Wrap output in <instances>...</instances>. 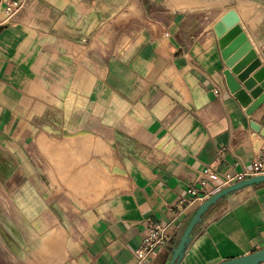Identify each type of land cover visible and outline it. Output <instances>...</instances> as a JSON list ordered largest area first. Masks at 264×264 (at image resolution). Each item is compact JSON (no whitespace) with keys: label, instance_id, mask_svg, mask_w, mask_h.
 Segmentation results:
<instances>
[{"label":"crops","instance_id":"crops-1","mask_svg":"<svg viewBox=\"0 0 264 264\" xmlns=\"http://www.w3.org/2000/svg\"><path fill=\"white\" fill-rule=\"evenodd\" d=\"M13 1L21 8L9 24L0 12V264H44L54 227L65 231L60 264H138L150 222L172 234L150 264H169L198 208L228 188L204 170L239 174L264 156L251 127L264 131V103L250 116L230 93L213 29L235 10L264 66V0ZM102 145L114 158L111 194L83 210L55 198L102 181L76 159L102 164ZM51 157L67 158L64 185ZM261 249L264 183L212 205L179 264Z\"/></svg>","mask_w":264,"mask_h":264},{"label":"water","instance_id":"water-1","mask_svg":"<svg viewBox=\"0 0 264 264\" xmlns=\"http://www.w3.org/2000/svg\"><path fill=\"white\" fill-rule=\"evenodd\" d=\"M240 21L237 12L230 10L214 25L213 29L218 38L221 55L227 67V70L223 74L226 86L239 104L247 109V114L252 116L264 103V66L250 43L247 34L241 27ZM257 69H259L258 72L252 78H249L251 73ZM257 83H259V86H257ZM253 99H256L255 102H253ZM251 127L255 131L261 132L264 136V131L261 130L260 126L252 123ZM261 183H264V176L251 178L226 188L204 202L188 223L178 246L173 249V256L169 264H179L182 260L194 228L212 205L229 193ZM263 263L264 249H261L246 256L230 259L218 264Z\"/></svg>","mask_w":264,"mask_h":264},{"label":"built area","instance_id":"built-area-1","mask_svg":"<svg viewBox=\"0 0 264 264\" xmlns=\"http://www.w3.org/2000/svg\"><path fill=\"white\" fill-rule=\"evenodd\" d=\"M21 4L13 0H2L0 3V12L4 24H9L11 19L20 10ZM215 94H220L218 90ZM204 176L209 180H220L225 187H231L238 183L244 182L248 179L264 176V156L260 155L253 160V165L250 170H246L239 174H219L213 165L206 168L203 172ZM208 181L201 179L200 184L206 186ZM188 194L192 196H198L197 189L190 188ZM182 205H189L190 202L187 199H182L180 202ZM172 238V234L169 232L168 227L160 223L150 222L149 233L147 237L135 250V256L138 264H150V256L158 249L164 248L168 245Z\"/></svg>","mask_w":264,"mask_h":264},{"label":"rangeland","instance_id":"rangeland-1","mask_svg":"<svg viewBox=\"0 0 264 264\" xmlns=\"http://www.w3.org/2000/svg\"><path fill=\"white\" fill-rule=\"evenodd\" d=\"M182 7H184V6H181V8ZM221 12L222 11L218 12V15H220ZM60 95H63V91L60 92ZM76 145L77 144L75 143V146ZM65 148H66V146H65ZM96 151H97V149H96ZM89 153H95V149L94 150L91 149L89 151ZM49 159L53 160V170L55 171V174L57 176H59V179L62 182V185H64L65 181H64V176H63L62 173H63L64 169H66V167H67V164H68L67 158L66 157H57V158H54V157L52 158L51 157ZM76 159H77V162L80 161V163L83 162V160L86 161V159H88L90 161L89 165L91 166L92 169H99V173L100 174H98V173H95V174H96V176L101 175L102 176V182L106 184V187H105V184H102V192H101L102 194H101V196L99 198V201H102L103 199L108 197L111 194V190H112V187L110 186V184H111L110 183V179L112 177V173H110L109 171H110V168L114 164L113 163L114 162L113 156L110 153H108V152L105 154L104 146L102 145V164L100 162H98L99 161L98 158H96L94 156L85 157V158L83 156H80V157H77ZM77 162H76V164H77ZM96 162L100 163V166H102L101 170H100L99 165ZM106 166H107V170H106ZM49 168L50 167H48V169ZM76 175L78 176V174H76ZM86 179L88 180V178H86ZM65 180H66V178H65ZM90 180H91V178H90ZM90 180L87 181L84 185L80 184L79 186H84L86 188V190L90 191L89 187H87V184H90ZM96 181L98 182L100 180L98 178H96ZM103 185H104V187H103ZM107 187L110 188V189H108ZM82 189H83V187H82ZM50 194H51V192H50V190H48L47 191V195H50ZM53 196L55 198H59V201L60 200L68 201L69 204H70L69 205L70 207L74 206L75 208H78L80 210H83V209H85L87 207L92 206V204L90 203V199L89 198L85 199L86 197L83 198L84 196H82L81 190L77 189V188L76 189L75 188L74 189H72V188L69 189V188H66L65 186H63V188L58 189V191H56V192L54 191V195ZM97 198L98 197H96V198L94 197V199H96V200H97ZM96 200L95 201L92 200V202H96Z\"/></svg>","mask_w":264,"mask_h":264},{"label":"bare ground","instance_id":"bare-ground-1","mask_svg":"<svg viewBox=\"0 0 264 264\" xmlns=\"http://www.w3.org/2000/svg\"><path fill=\"white\" fill-rule=\"evenodd\" d=\"M189 4H191V3H187L186 5H188V6L183 5L184 7H182V8H194L195 7V6H191ZM99 149H100V147H99ZM74 160H76V159H74ZM102 184H105V183H103L101 180L97 182L96 178L94 179L93 177H91L90 184H87V187H89L90 191L86 190V188L84 186H79V189L81 190L82 196L89 198L90 201H92V200L95 201L96 199H94V197L95 198L98 197L96 200V202H98V200L102 194L101 193L102 192ZM82 187H83V189H82ZM103 187H104V185H103ZM105 187H106V184H105ZM108 189H110V188H108ZM50 230H51V232L46 237H44V239H42L44 241L46 248H47L46 250L48 251L47 253L44 252V254L42 255V260H43L44 264H60L62 259L64 258V253L66 251L65 236H64L65 231H64V228L61 229L58 227H54Z\"/></svg>","mask_w":264,"mask_h":264}]
</instances>
